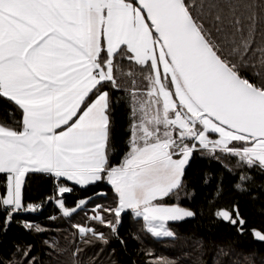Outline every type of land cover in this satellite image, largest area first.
<instances>
[{
	"label": "snow or ice",
	"instance_id": "obj_1",
	"mask_svg": "<svg viewBox=\"0 0 264 264\" xmlns=\"http://www.w3.org/2000/svg\"><path fill=\"white\" fill-rule=\"evenodd\" d=\"M225 44L227 37L218 43L185 0H0V100L22 112L19 129L0 126V231L15 215L41 210L23 199L29 173L81 188L107 182L114 207L89 208V197L69 206L64 197L74 188L66 184L48 202L65 218L90 210L93 223L117 239L122 216L130 213L161 239L174 237L170 222L195 215L166 201L182 188L194 152L219 150L264 170V73L258 80L245 73L254 53L250 40L232 41L227 51ZM124 60L147 74L149 99L134 103L129 151L113 166V101L105 88L119 90L115 70ZM218 215L243 234L238 214ZM78 232L84 243L108 242L92 226ZM253 235L264 242V232ZM30 251L29 245L23 257L35 264Z\"/></svg>",
	"mask_w": 264,
	"mask_h": 264
},
{
	"label": "trees",
	"instance_id": "obj_2",
	"mask_svg": "<svg viewBox=\"0 0 264 264\" xmlns=\"http://www.w3.org/2000/svg\"><path fill=\"white\" fill-rule=\"evenodd\" d=\"M185 3L192 6L195 16L202 17L205 28L211 30L218 43L227 37L226 51L232 41L237 45L245 40L251 41L254 53H249V66L245 73L250 80H258L257 73H264V4L261 0H185ZM217 15L220 16L219 21L216 20ZM115 75L119 90L110 86L105 90L109 91L113 101L109 158L113 166H118L129 151L133 122L130 90L137 83L144 85L147 74L142 73L134 62L124 60L118 62ZM21 120L20 110L0 100L1 126L19 129ZM201 151L195 152L185 172L182 188L166 198L169 205L179 204L195 213L191 219L170 223L174 232L172 238H154L145 230L143 221L130 213L122 216L118 229L120 239L113 236L107 227L93 223L90 210L85 213L81 209L71 218H65L54 203L48 202L56 193L53 180L42 173H29L23 189L24 202L42 205V208L38 212L15 215L7 230L0 231V264H21V261L28 264L23 251L29 245V257H36L35 264H152L153 260L160 259L174 261L175 264H213L215 259L223 262L253 256L264 259V242H259L253 235L254 230L264 232V170L249 168L238 158L219 150L212 156H203ZM242 175L245 177L243 181ZM60 184L74 188L64 197L69 206L82 197L90 198L89 208L95 205L115 206L116 196L107 182L87 188L63 180ZM224 210L233 216L237 210L244 221L243 234L237 225L221 220L218 213ZM108 218L111 219L110 216ZM3 220V214H0V224ZM25 222L40 225L46 230L38 233L27 229ZM80 226L94 227L107 237L108 242L92 238L90 243H84L78 232ZM195 245L199 247L197 252ZM77 248L81 251L74 255ZM203 256L207 263L200 260Z\"/></svg>",
	"mask_w": 264,
	"mask_h": 264
},
{
	"label": "rangeland",
	"instance_id": "obj_3",
	"mask_svg": "<svg viewBox=\"0 0 264 264\" xmlns=\"http://www.w3.org/2000/svg\"><path fill=\"white\" fill-rule=\"evenodd\" d=\"M149 99V98H148ZM137 100V98H135V101ZM144 101V97L141 96V99H140V102H143ZM148 101V100H147ZM215 138V137H213ZM195 154V152H194ZM194 154H193V157L190 159V162H189V165L186 166L185 168V172L186 170L188 169V167L190 166L193 158H194ZM201 155H208V156H212V154L209 152V151H201ZM173 205H179V204H173ZM180 206V205H179ZM80 206H78L79 208ZM182 207V206H181ZM188 209V208H186ZM190 210V209H189ZM194 217V216H193ZM193 217H189V218H186L185 220H188V219H191ZM91 218V217H90ZM183 220V221H185ZM195 251H199V247L197 245H195L194 247ZM202 259V262L203 263H207L206 261V257H200V260ZM213 264H264V259L263 258H260V257H256V256H253V257H244L242 260H236V261H225L223 262V260H214L213 261Z\"/></svg>",
	"mask_w": 264,
	"mask_h": 264
},
{
	"label": "crops",
	"instance_id": "obj_4",
	"mask_svg": "<svg viewBox=\"0 0 264 264\" xmlns=\"http://www.w3.org/2000/svg\"><path fill=\"white\" fill-rule=\"evenodd\" d=\"M144 82H145L144 85L141 84V83H140L141 85L139 83H137L136 87L134 88V86H133L131 88V90H130V92H131V94H130V96H131L130 103H131L132 107H133L134 103L140 102L141 96L144 97V101L143 102H147V100L149 98L147 96V92H148V90L150 88V84H149V81L147 79ZM135 98H137L136 101H135ZM68 183L72 184V182H68ZM72 185H74V184H72ZM170 223H172V222H170ZM170 238H172V237H170ZM161 239H164V238H161Z\"/></svg>",
	"mask_w": 264,
	"mask_h": 264
},
{
	"label": "built area",
	"instance_id": "obj_5",
	"mask_svg": "<svg viewBox=\"0 0 264 264\" xmlns=\"http://www.w3.org/2000/svg\"><path fill=\"white\" fill-rule=\"evenodd\" d=\"M45 177H46V178H50V179L53 180L54 185H55V189L57 190V186L59 185V181H58L55 177H53V176H51V175H49V174H45Z\"/></svg>",
	"mask_w": 264,
	"mask_h": 264
},
{
	"label": "water",
	"instance_id": "obj_6",
	"mask_svg": "<svg viewBox=\"0 0 264 264\" xmlns=\"http://www.w3.org/2000/svg\"><path fill=\"white\" fill-rule=\"evenodd\" d=\"M235 213L237 214V210H235ZM231 214V213H230ZM239 216V215H238ZM221 218V217H220ZM239 218H240V216H239ZM241 219V218H240ZM221 220L224 222V223H226V224H231V223H229V222H227V221H224L222 218H221ZM232 225V224H231ZM232 226H235V225H232ZM243 226H244V224H243ZM242 226V227H243ZM260 242V241H259Z\"/></svg>",
	"mask_w": 264,
	"mask_h": 264
},
{
	"label": "flooded vegetation",
	"instance_id": "obj_7",
	"mask_svg": "<svg viewBox=\"0 0 264 264\" xmlns=\"http://www.w3.org/2000/svg\"><path fill=\"white\" fill-rule=\"evenodd\" d=\"M204 156H206V155H204Z\"/></svg>",
	"mask_w": 264,
	"mask_h": 264
}]
</instances>
